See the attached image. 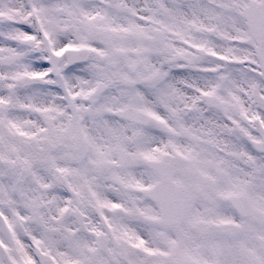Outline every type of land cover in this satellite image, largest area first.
<instances>
[{
    "label": "snow or ice",
    "instance_id": "snow-or-ice-1",
    "mask_svg": "<svg viewBox=\"0 0 264 264\" xmlns=\"http://www.w3.org/2000/svg\"><path fill=\"white\" fill-rule=\"evenodd\" d=\"M0 264H264V0H0Z\"/></svg>",
    "mask_w": 264,
    "mask_h": 264
}]
</instances>
